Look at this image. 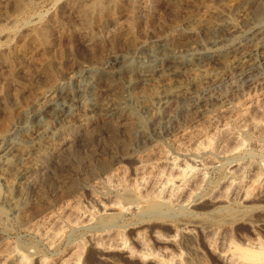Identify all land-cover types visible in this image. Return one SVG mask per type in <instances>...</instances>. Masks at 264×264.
<instances>
[{"label":"rangeland","instance_id":"374dc122","mask_svg":"<svg viewBox=\"0 0 264 264\" xmlns=\"http://www.w3.org/2000/svg\"><path fill=\"white\" fill-rule=\"evenodd\" d=\"M95 1H20L22 5H26L24 11L29 17V24H21L20 28L13 32V35L11 34L12 36L7 33L0 35L1 136L14 125L20 112L22 113L34 101L41 98L42 94L57 81L67 80L79 65H101L111 54H122L123 50L126 52L135 45L141 46L146 42L153 43L161 37H168L175 29H186V23L190 19L199 20H195L190 30H200L204 20L209 18H213L218 23L226 20L234 21L240 26V34L237 32L236 35L242 36V31L246 27L244 16L254 13L260 7L259 5L264 4V0H256L253 4L247 5L248 7L245 6L246 9L244 7L240 12H236L235 7L240 6L244 0H102L105 6L104 12L108 9L109 11L107 12L108 18L106 19L107 14L105 13L106 17L101 19L99 7L96 6ZM132 3L139 6L137 21L134 22L133 20L126 21L127 16L125 17ZM15 5V0H0V25L7 24L6 14L17 11ZM74 7L76 8L73 9ZM128 23L131 24V29L134 28L133 33L130 32L131 29H128L130 28ZM223 34L225 39L223 42H226L223 44L231 42L233 36ZM204 35V32L200 34L199 40L197 39L199 43L196 39L191 40L194 38H185L182 40L184 44L181 43L178 49L184 50V46H188L189 43L190 46L199 49L210 47L207 42L208 37ZM262 51L255 50L249 59H252L251 56L261 59ZM202 69L211 75L225 71L218 64H209ZM229 70L227 75L235 78V82H227L222 89L206 92L202 98L200 111L194 112L191 109L179 114L175 120L158 131H151L144 143L128 147L126 145L127 132L121 129L113 135L109 132H103L101 136L94 133V135L89 134L92 137L88 138L86 144L82 146L73 144L67 148L61 159L59 157L58 160L49 162L46 173L41 172L43 176L38 173L41 176L40 184L35 186L38 195L34 193L33 200L29 201L30 203H27L25 207L26 215L33 217L29 223L21 227L15 218H0V255L5 253V250L9 249L12 244L22 242L28 247L36 246L40 250L45 258L43 264H73L80 254L81 258L78 263L85 264L87 261L88 264H99L93 250L90 249L92 240L90 237L99 231H94V229H88V231L87 228L81 227L82 229L78 228L79 230L73 232L71 226L73 224L81 226L89 219L96 220L101 213L100 205L115 208L127 203V200L119 197L120 192L116 195L114 188H122L121 192L124 193L127 188L129 191L130 189L135 191L136 188L139 194L149 198L159 194L160 200L166 199L174 207L196 196L207 194L208 191L210 198L220 199L225 198L226 195H232L233 188L222 181L219 184L222 171L219 166L221 160L228 156L237 159L233 156L241 150H247L253 157L250 154L243 155L240 158L243 160L238 159L237 161H245L246 158V162L252 164L257 163L258 160L264 163V142L260 141L264 137V62L261 61L259 68L253 73L242 74L238 69L236 70V65H232ZM51 80L56 82L51 83ZM104 96L108 97V94L105 93ZM67 98H65L67 102L72 100V97ZM54 122L58 126L61 123L58 118ZM20 125L21 123H16V128ZM182 127L186 129L182 130ZM91 132H93L92 129L88 133ZM44 154L43 149H40L36 153L31 152L27 158L31 163L37 162ZM184 168L188 172L192 168L187 182H183V176H180V170ZM169 178L175 180V186H170L161 193V185ZM247 180L250 181L251 177H247ZM5 182L7 183L6 177L0 174L2 188L5 187ZM85 182L89 185L88 189L83 188ZM213 186L218 187L215 192L211 189ZM248 196L246 198L240 195L237 200L250 205L251 209H254L252 215L258 212L264 213L260 209L264 208L262 207L264 206V187L260 191L252 190ZM209 208H211L209 205L203 204L193 209L206 212ZM149 219L145 218L142 221L137 215L127 214L120 218L117 227L105 232L106 234L103 232V235L98 233L93 239L99 245H107L119 234L128 247L134 251H141L142 246L135 240L136 234L140 233L148 243L147 247L151 252L164 259L182 253L183 259L186 260L184 243L180 246L165 243L167 247H164V243H161V239L156 234L158 230L162 236H165L164 238H167L175 231L168 224ZM119 230L122 232L117 234ZM53 235L54 237H51ZM195 235L196 245L203 251L208 263L221 264L217 257L208 250L203 236L199 232H195ZM254 238H259L264 243V230L259 229L253 232L248 225L242 223L233 226L229 235L230 240L245 246L252 245L247 239ZM178 239L180 241L181 237L178 236ZM217 241L221 247L224 242H228V239L220 240L219 236ZM165 251L168 253L166 254ZM31 264L42 263L33 260ZM128 264L135 263L129 262Z\"/></svg>","mask_w":264,"mask_h":264},{"label":"bare ground","instance_id":"6f19581e","mask_svg":"<svg viewBox=\"0 0 264 264\" xmlns=\"http://www.w3.org/2000/svg\"><path fill=\"white\" fill-rule=\"evenodd\" d=\"M20 1L15 0L17 9L15 13L6 14L5 21L7 24L0 25V35L5 33L11 35L20 28L21 24H29V17L24 11L26 5H22ZM254 2L256 0H244L240 6L235 7V10L240 12L241 8ZM95 3L99 7L100 17L103 19L109 9L104 12L105 6L102 0H96ZM132 4V6L129 5L125 17L129 18L126 21L133 20L134 22L139 6ZM259 6L254 13L244 16L246 27L244 26L240 37L236 35L237 32L240 34V26L234 21L226 20L218 23L213 18H209L204 20L200 30H190L195 20H198L190 19L187 21L184 30L175 29L170 35L167 34L168 37H161L156 42L141 43L143 45H135L126 52L123 50L124 53L122 54H111L106 62L103 61L105 63L102 62L101 65H79L76 71L74 70L73 74L65 81L55 83V79L51 80V83L54 82L55 84L43 93L41 98L34 101L22 113L20 112V115L15 117L14 125L8 130L5 128L7 131L2 134L3 136L0 135V174L4 175L7 180L4 188L0 185V218L12 217L16 219L19 226H26L33 217L26 215L25 207L27 203L29 204L33 200L34 193L37 194L35 186L41 180L38 173L41 175V172L46 173L49 162L58 160L59 157L61 159L68 147L73 146V144L81 146L86 144L88 138L92 137L89 134L94 135L95 133L101 136L103 132H109L113 135L121 129L127 132V136L125 135L126 145L128 147L138 146L147 141L151 131H158L175 120L179 114L191 109L194 112L200 111L202 98L206 92L222 89L227 82H235V78L227 75V71L232 65H236V70L238 69L242 74L257 71L259 63L264 62V4ZM128 25L131 24L128 23ZM128 29H131V26ZM133 29H131V33H133ZM167 29L169 28L167 27ZM202 32L205 33V37H208L207 42H209L210 47L204 46L205 48L201 49L200 47L199 49L190 46L189 43L187 45L190 47L184 46L183 48L182 46L180 48L184 50L178 49L179 45L184 42L182 40L187 37L194 38L191 40H199ZM223 33L233 36L231 42L223 44L226 43L223 42L225 41ZM259 49L263 50L261 59H255L253 56H251L252 59H249L250 55ZM209 64L221 65L225 71L211 75L202 69ZM105 93L108 94V97L104 96ZM66 97H68L67 99L72 97V100L67 102ZM8 104L10 103L8 102ZM146 114L148 116H145ZM56 118L61 122L59 126L54 122ZM16 123H21L19 128H16ZM91 129L93 132L88 133ZM185 129L182 127V130ZM260 141L264 142V137ZM30 143L33 144L30 145ZM40 149H43L44 156L37 162H29L27 156ZM248 154L251 155L250 151L241 150L233 156L237 159L228 156L221 160L222 162L219 161V166L222 168L220 169L222 171L219 184L222 181V183L233 188L232 195H226L225 198L220 199L210 198L207 190V194L196 196L180 204V206L174 207L168 200H160L159 194L150 195L152 197L149 198L139 194L136 188L135 191L130 189L131 195L128 193L129 188L125 193L121 192L122 188H114L116 195L120 192L119 197L122 200H127V203H124L122 207L115 208L100 205L101 213L96 220L89 219L81 226L73 224L72 230L74 232L82 227L87 228V230L94 229V231H99L97 234L102 233L101 235H103L105 232L114 229L118 221L120 222V218L132 213V215L139 216L142 221L145 218H150L149 220L153 219L162 224H168L175 231L173 235L167 238H164L165 236H162L158 230L156 231L157 237L161 239V243H164V247H167L165 243L177 246L184 243L185 247L186 260L183 259L182 253L164 259L148 249V243L145 242L140 233L136 234L135 240L142 246L143 250L134 251L127 246L121 236L119 237L118 233L122 232L121 230L116 231L118 237L107 245H99L93 239L97 235L95 232V235L90 237L92 239L90 249L93 250L99 264H128L129 262L135 264L137 262L140 264H209L203 251L196 245L195 232H199L203 236L208 250L217 257L221 264H264V243L259 238L247 239L252 244L249 246L238 244L229 239L231 228L237 224L248 225L253 232L259 229L264 230V213L258 212L252 215L254 209L252 210L250 205L237 200L240 195L248 198L252 190L260 191L264 187L263 161L260 160L259 162L258 160L257 163L252 164L246 162L245 157V161H237L242 158L241 156ZM57 165H59L58 162ZM58 171L60 172V169ZM191 171L192 168L189 172ZM189 172L186 168L180 170L183 182H187ZM73 176L75 178V175ZM247 177H251V180H247ZM170 186H175L173 178L167 179L161 185L160 192L166 191ZM217 186H213L211 189L215 192ZM83 188L88 189V183L84 184ZM203 204H207L211 208L206 212H198L193 209ZM260 209L264 212V208ZM178 236L181 237V242ZM219 236L220 240L228 239V242H224L221 247L217 244ZM165 253L167 254L168 251ZM79 256L81 254L78 255L79 260L76 257L73 264H80V262L78 263L81 258ZM33 260L42 264L45 262V258L36 246L28 247L22 242L12 244L9 249L5 250V253L0 255V264H31ZM85 264L88 262L86 261Z\"/></svg>","mask_w":264,"mask_h":264}]
</instances>
